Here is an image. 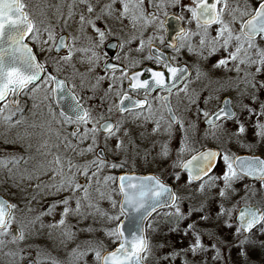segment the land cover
<instances>
[{
    "label": "snow or ice",
    "instance_id": "6c2138e0",
    "mask_svg": "<svg viewBox=\"0 0 264 264\" xmlns=\"http://www.w3.org/2000/svg\"><path fill=\"white\" fill-rule=\"evenodd\" d=\"M179 2L180 0H171L172 6ZM80 3L85 6L88 13L87 16L84 12L79 14L81 30L83 31L84 26L88 25L93 30L94 36L89 37L92 43L88 48L78 49L76 48L75 37H71L73 42L69 44L67 43L68 37L63 35L57 37L55 31L50 28L44 29L47 33V39L41 40L40 29L37 28L36 22L25 10L27 5L24 3V0H0V116H3V112L9 109V103L12 108L18 109L19 100L16 97L25 89H28L32 93L39 92L42 89H50L52 93L51 98L56 103H59L61 99L68 100L70 98L72 101L70 113L63 110L60 112L65 123L76 125V128L70 135L72 137L78 136L79 143L81 144L87 140H91V143L86 148L79 150V155L83 156L86 153H93L95 151L98 146V133L105 134V143L115 137L117 139L116 150H123L125 147L124 141L117 136L121 130L120 123L104 119L103 115L100 117L103 123L95 120L91 112L80 103L75 93L67 88V81L49 72L47 62L40 63L33 48L25 41L31 37V39L40 44L51 42V47L47 51L50 53L54 51L57 55L61 50L67 49V55L61 56L60 60L54 61L56 65H59L61 60L65 62L71 61L74 51L91 52L89 62L98 65L100 61V49L104 45L107 36L113 31L109 23L111 20L115 19L122 22L124 19H131L133 27L136 26L137 22L143 21L142 28L155 25L152 35L147 38L149 53L146 59L155 61L159 67L157 69H147V72L151 74V79H141L144 73L135 71L129 74V71L121 69L118 64L105 60L104 71L112 73L110 77L111 83L105 95L113 91L116 92L120 99L115 107L121 114L135 113L139 117L143 115L146 109L148 116L145 119H148L154 115L153 106L149 103L152 94L157 91L167 93V95L162 94L155 97V99L162 102V106L168 114L166 131L170 135L173 126H179L184 134L180 153L182 154L189 150L188 131L185 127V121L177 116L176 109L172 106L171 100L174 93L177 97L181 93L188 96L189 86L193 82L191 70L186 65L177 63L175 55L165 54L156 45V41H159L160 45L166 44L164 33L168 31L167 20L169 17L167 10L169 4L167 0H160V3H155L154 0H147V4L157 9L159 14L158 11L147 12L146 0H119L121 5L119 9L115 7L117 0H107L104 3H101V0H96L95 4L92 0H80ZM73 6L69 5V18L73 14L71 10ZM183 7L187 8V11L191 13L189 23L194 20L198 31L193 33L181 27L177 33L176 40L168 42L166 46L175 53H178L185 47L188 48V51L192 52L194 51V47L190 43V38L198 36L201 47L206 44L211 45V53L214 54L220 50L227 53L226 57L220 59L214 67H227L230 62L235 63L238 74L242 71L240 65H246L248 68L254 67V72H243L242 82L247 86L245 91H247V88L253 90L252 99L255 100L257 98L255 91L258 88V84L259 88H264V81L258 82L256 80L257 75L264 73V47L261 46L264 43V0H244L243 5L237 3L230 10L228 0H213L211 3H209V0H191L190 4ZM226 15L230 18L226 19ZM175 18L177 20L184 19L182 15ZM98 22H103V26H100ZM212 25H218L215 36H210L209 34V29ZM127 42L130 43L131 41ZM111 46L121 49L124 47L123 44ZM144 47L145 40L141 35L137 51H143ZM41 51H45V49L41 48ZM116 59L119 60V57ZM138 64V61H133L127 67L136 68ZM56 70L59 71V68L57 67ZM92 70L94 68L90 69V71ZM118 70L122 73L119 78L115 75ZM200 75L201 73L197 68V78ZM124 78H127L129 81V90H143L145 97L143 100L133 99L123 91ZM104 79H109V77H99V80ZM239 79L241 78L238 76ZM9 94L13 96L10 102L8 101ZM45 98H47V95ZM210 99H212L211 93H209L203 102L207 103ZM125 101H130V104L126 105ZM197 102V99L189 97V104H196ZM223 105V107H220L214 113H210L207 109L203 108L197 109V116L201 117L208 128L212 130L214 137L216 135L215 130L222 127L221 121L237 120V113L232 107L231 98L225 99ZM243 107L247 108L250 115L264 116V103H261L259 113H256L255 109L248 108L247 105H243ZM49 111H51V107H49ZM111 111L112 108L109 107L108 112ZM12 117L13 113L9 110V114L3 116V119L11 124ZM164 120V115L160 114L159 119L154 121V132L160 130V121ZM15 123L19 124L20 121L17 120ZM90 124L91 127H89ZM81 125H83L82 133ZM257 127L260 129L258 134L264 137V124L258 122ZM244 132L245 127L243 124H240L238 132L235 135L239 136V134ZM207 135L208 132H205V136ZM132 146L135 147L134 144ZM160 155L163 157L169 155L167 142L161 144ZM22 159L23 157L21 156L6 154L0 157V169L10 170V166H18ZM221 160L224 166L222 175H213V169L217 167V162ZM126 162V160L109 162L106 157L99 153L96 154L95 159L86 161L83 165H73L71 159H67L69 173H71L73 167L77 169V172L81 169L83 170L85 183L81 184L75 180V174L67 176L63 174L65 164L62 157L57 154L47 166L43 164L40 166V173L41 175H47L49 171L53 173V182L43 184L45 189H54L56 193L63 191L72 193L83 192V197L76 200L75 211L79 213L81 199L90 200L91 193L89 189L92 186L91 181L93 178H96L95 182L99 185V174L106 165L111 169H123ZM52 165H55V167ZM174 167L187 173L188 185L194 182L198 183L199 193L203 194L206 187L217 189L220 203L215 218L211 215L205 201H201L199 204H189L186 211L182 210L181 203L184 198L177 195L176 191L157 175L139 176L126 173L115 176L109 174L103 177L104 185H116L123 199L119 204V214L109 216L108 218L113 221H120V217L124 216L126 220L131 222L132 227L126 233L124 223L121 222L115 228L108 230V236L114 238V242L118 241V246L113 251L102 252L104 248L102 242L94 244L91 241H85L84 243L87 247L81 250L78 245L73 250L74 253L78 254V257H84L92 253L94 255V264H145L146 254L150 252V245L145 235L144 222L157 209L168 208L170 211L165 213V215L175 218L174 231L180 230L179 225L182 221L191 220L184 231L185 236L191 235L192 237L188 248L181 250L185 255L187 252H191L194 255L198 252H207L210 247L215 250L213 259L215 261L223 260L224 256L221 252L223 241L212 230V224L215 219L216 226L218 227L220 219L226 216V226L228 228H232L233 224H235V239L231 247L239 249L240 264H250L249 251L246 246L253 243L251 240L254 234L253 230L255 229L261 235H264V200L258 201L257 204L250 202L258 193L264 192V158L255 155L238 156L228 150L221 152L220 150L207 149L196 151V154L192 155L191 159L178 160ZM180 171L174 173L177 181L181 178ZM56 176H61L62 178L57 182L55 181ZM246 177L260 182V189H254L249 185H245L243 189L244 194L240 196V199L232 204L231 207H226L225 201L231 200L237 194L234 184ZM33 178L39 179L40 177L39 175L34 177L29 173L28 179ZM219 181L223 182L222 187L219 185ZM36 187L39 189L42 185L37 184ZM96 191L99 192L101 197L104 196V192L100 191L99 187H97ZM109 199L115 208L117 201L112 199L111 196H109ZM70 201V196L57 201L52 204L49 212L59 204H63L65 207L62 217H67L69 212L72 211L69 207ZM89 207H92L91 203H89ZM16 208V204L0 198V237H6L11 234L13 243L25 239L23 223L15 231H11L12 224L16 219L13 210ZM194 214L199 216V220L194 218ZM201 222L203 226H198L201 225ZM58 223L63 226L65 219H60ZM55 226L52 225V227ZM88 230L92 231V229ZM65 235L69 234L65 233ZM205 235L209 240L208 246L205 245V241L202 239ZM3 243L4 241L0 240V244ZM181 252L174 251L171 253V258L175 259ZM164 259H169V257H164ZM32 264H36V261H33ZM54 264H58V262H54ZM184 264H188L187 260H185Z\"/></svg>",
    "mask_w": 264,
    "mask_h": 264
},
{
    "label": "rangeland",
    "instance_id": "374dc122",
    "mask_svg": "<svg viewBox=\"0 0 264 264\" xmlns=\"http://www.w3.org/2000/svg\"><path fill=\"white\" fill-rule=\"evenodd\" d=\"M156 1L160 2V0ZM167 2L171 4V0H167ZM190 3L191 0H180L173 8L177 10H180V8L187 9L183 6ZM237 3L243 5L244 0H228L229 10ZM39 4L46 6L43 12V8ZM39 4L37 5L38 11L36 8L32 13L34 17L33 20L36 22L37 28L40 29V39H47V33L44 31L45 28L54 30L58 36V34L65 29V25L61 24L58 16L60 6L59 0H42ZM46 12L50 14H46ZM184 18H186L187 30L193 33L198 31L194 20L189 23V20H191L190 12L186 13ZM225 18L228 19L230 17L226 15ZM217 27L218 25H212L210 27V36L216 35ZM199 40L200 38L198 36H192L190 38V43L193 45L194 51L190 52L188 48L185 47L177 53V57H181L183 61L187 62L193 71L191 76L193 82L189 86L188 96L181 93L179 97L185 99V101H188L189 97L195 98L198 101L196 104H191L190 117L182 118L187 124L189 150L182 154L180 153L184 135L183 130L180 129L174 133L172 131L170 135L164 130L162 134L161 131L154 132V127L149 124L143 127H134L126 132L120 130L117 136L119 139H122L125 144L124 149L121 151H117L115 148L117 143L115 137L109 139L107 143H105L104 135L98 134V146L104 145L108 150V154L114 158V162H119L120 160H126L127 162L123 169H111L106 165L99 174V185L95 182L96 178H93L91 181L92 186L89 189L91 193L90 200L81 199L79 213L75 211L76 200L83 197V192L72 193L63 191L56 193L54 189H45L43 184L53 182V173L49 171L47 175H41L40 166L42 164L45 166L48 165V163L45 162V157L51 159L57 154L61 155L63 156L62 159L65 164L63 174L65 176L75 174V180L84 184L85 178L83 176V170L81 169L77 172V169L73 167L71 173H69L67 159L70 158L73 165H83L86 161L95 159L96 156L94 152L86 153L83 156L79 155V150L81 148H86L88 144L91 143V140L85 141L80 145V148L76 149L77 147L75 148V145L73 146V140L76 138L70 135V131H66L65 137L63 136L65 141L64 144L62 140V146H57L56 150H52L48 145V139L50 137L49 132L53 130V127H49V132L45 133L39 131L37 126L39 122L28 121L16 124L15 121L12 120V123L9 124L3 119V116L8 115L9 110L11 111L9 104V109H6L3 112V116H0V157L6 154L15 155L17 152V156H21L23 159L18 166H10V170L0 169V193L9 197L13 204L17 205V208L14 209L16 219L12 227H19L21 223H23L25 239L13 243L11 234L6 237H0V240L4 241L3 244H0V264H22L29 258L35 260L36 264H54V262H58V264H94V255L92 253L84 257H78V254H75L73 250L76 249L78 245L81 250L86 248L87 245L84 243L85 241H91L94 244L96 242H102L104 245L102 252L109 249V246H111L109 241H111L112 237L108 236L107 232L115 228L119 221L110 220L108 217L119 214L118 203L120 197L116 195V185H104L103 177L106 175L111 174L117 176L122 170L138 171L142 169L140 171L144 172L149 170L157 174L164 173L168 175L172 173V180H174L175 172H171L173 169H168L164 164H172V167H174L173 165H175L178 160L186 159L194 150L203 146H215L219 148L221 152L228 150L234 155L239 152L238 150L261 153L264 155V150H262L260 144L262 137L257 136L256 141L248 137V132L253 130V127L245 126L244 133L239 134V136L235 135V133L238 132L241 121L244 120L245 116L250 115L247 108H244L243 105H247L248 108L255 109V112L259 113L260 105L264 103V88H259L258 84V88L255 91L257 98L253 100V90L247 88V91H245L247 86L242 82L243 72H254L255 68H248L246 65H240L242 71L238 74L236 72L237 65L235 63L230 62L227 67H214L220 59L226 57L227 53L220 50L213 54L210 51L211 45L206 44L201 47ZM38 46L42 56L46 57L48 55L51 60L52 54L47 51V49L51 47V42L48 44L39 43ZM261 46L264 47V43H262ZM41 48L45 49V51H41ZM52 60L54 62L60 60V58L54 56ZM56 67H58V65H56ZM197 68L201 73L199 78H197ZM238 76L241 79L238 80ZM256 80L258 82L264 81V73L257 75ZM45 90L50 91V89ZM209 93H211L212 99L204 103L203 101L208 97ZM225 95H229L233 98L234 105L241 117L234 125H222L221 128L216 129V135L214 137L212 135V130L208 127L206 128L203 125V119L197 116V109L203 106L211 112L219 107ZM50 113L53 112L50 111ZM258 122L264 124V116L258 121L253 122V126L257 129H259L257 127ZM247 125H249V123ZM205 132H208L207 136H205ZM175 135L176 137H174ZM30 142L40 143L41 146L40 148H36L35 145L29 147ZM165 142L168 143L169 155L166 157L168 158L166 162L161 160L160 163V159L157 155V146L160 145L161 147V144ZM133 144L135 147L132 146ZM237 146H241V148L237 150ZM28 151L34 152L31 154L28 153ZM145 153H147V155H145ZM29 173L34 177L39 175L40 178L28 179ZM219 174L222 175V172ZM61 178V176H56L55 181L58 182ZM218 183L221 186L223 182L219 181ZM37 184H41L42 187L37 189ZM236 185L237 182L234 184V187H236ZM250 186L254 189H260L261 187L259 182L253 185L250 184ZM97 187H99L100 191L104 192L103 197L96 191ZM176 188L178 195L184 198L181 203V208L184 211L187 210L189 204H199L201 201H205L208 204L211 197H218L217 189L206 187L205 192L201 194L198 192V185H188V183H185L184 179L181 180V178L180 184ZM243 194V191H237V194H235L231 200L225 201V206L231 207ZM69 196L71 197L69 207L72 211L69 212L67 217H62L65 207L63 204H59L49 212L52 204ZM109 196L117 201V206L115 208L112 206ZM262 200H264V192L258 193L250 202L252 204H257L258 201ZM89 203H91L92 207H89ZM212 209L214 210L215 208L213 207ZM62 218L65 219V224L63 226L58 223ZM165 218L166 215L163 214L153 219L152 229H156L155 222L158 223L162 220L163 225ZM52 225L56 226L52 227ZM181 225H184V223H181ZM199 226H203L202 222ZM88 229H92V231ZM212 230L215 231L220 240L223 241L222 247L217 245L221 247V252L224 256V259L221 260V264H240V261L234 260L230 255L231 243L222 239L216 228L212 227ZM65 233L69 235H65ZM151 235L150 232V236ZM202 238L206 241V244L209 245L208 237L205 235ZM251 240L259 242L261 241V237H257L256 235L255 238H251ZM149 245L150 252L146 254V261L149 264H162L163 261L159 259L156 247V239H153V236L151 240L149 239ZM165 247L169 246L165 245ZM249 256L250 264H264V251L254 257L251 255ZM200 264L207 263L203 260Z\"/></svg>",
    "mask_w": 264,
    "mask_h": 264
},
{
    "label": "flooded vegetation",
    "instance_id": "af4514ba",
    "mask_svg": "<svg viewBox=\"0 0 264 264\" xmlns=\"http://www.w3.org/2000/svg\"><path fill=\"white\" fill-rule=\"evenodd\" d=\"M41 1L42 0H24V3L27 5L25 10L29 13V15L32 19L34 18L32 11H35V9L37 8V5ZM92 2L95 4L96 0H92ZM104 2H107V0H101V3H104ZM154 2L160 3L159 1H156V0H154ZM59 3H60V6H59V10H58V16H59V20H60L61 24L65 25V27H64L65 29L61 33H59L57 37H59L61 35L68 37L67 43H69V44H71L73 42L71 37H75L76 38V41H75L76 48H78V49L79 48H88L90 46V44L92 43V41L89 40V37H93L94 32L91 29V27L88 25L84 26L83 31L81 30V25H80V21H79V14L81 12H84V14L86 16L88 15V13L86 12L85 6L80 3V0H59ZM39 5H41V7L43 8L42 9V12H43L44 8L46 6H44L43 4H39ZM69 5H74L73 8L71 9L72 13H73L71 18H69V16H68ZM115 7L117 9H119L121 7L119 0H117ZM146 10L148 13H151L152 11H158L157 9L153 8L152 5L147 4V0H146ZM167 10H168L169 16L170 15H176V16L182 15L184 17V15L186 13H189V11H187V9H182V8H180V10L174 9L172 6V3L169 4V7ZM37 11H38V8H37ZM46 14H50V13L46 12ZM158 14H159V11H158ZM98 23L100 24V26H103V22H98ZM109 23H110V27L112 28L113 31L110 35L107 36V38L104 41V45L100 49V61H99L98 65H94L93 63L89 62V58L91 57V52L74 51V55H73L71 61L65 62V61L61 60L60 64L58 65L59 71H57L56 70L57 69L56 64H54L52 58L54 56L60 58L61 56L67 55L68 54L67 49L61 50V52L58 55L54 51L51 52L52 58L50 60L48 55L46 57L42 56V53L40 52V49L38 46L39 43H37L35 40L31 39V37L26 39V41L29 43V45L35 51L39 62L40 63L47 62V67H48L49 72H52L53 74L59 76L60 79L67 81L68 89H71L75 93L76 97L80 100V103L86 109H88L91 112V114L95 118V120L99 121L100 123H103V120L100 119L101 115H103L104 119H110L114 123H120L121 131L126 132L129 129H132L134 127H140V126L143 127L146 124H149L155 128V122L154 121L159 119L160 114H163L165 117V120L160 121L161 128L159 130V131H161V134H162L163 130L166 131V129H167L166 120H167L168 114H167L166 109L162 106V102L160 100L155 99V97H158L162 94L167 95V93H161V92L157 91V92L152 94V98L149 99V103L152 104V106H153L154 115L148 119H145V117L148 116V112L146 109L144 110L143 115L139 116V117H137L135 115V113H123V114H121L115 107V105L119 103V99H120V97L116 94V92L113 91V92L109 93L108 95H105V93L107 92V90L109 88V84L111 83L110 77L112 75L111 72H105L104 71V67H105L104 61L105 60H108L109 62H111L113 64H118L121 69L129 71V74H131L132 72H135V71H140V72L144 73V75L141 77V79H151V74L149 72H147V69L148 68L157 69L159 67V65H157L155 63V61H149L146 59V57L148 56V53H149V49L147 46V38L152 35V32L155 30V25H153L152 27L142 28L143 21H139V22H137L136 26L133 27V23H132L131 19H124L122 22L113 19ZM180 25H181V27L187 29L186 18H184L183 20H180ZM141 35L143 36V39L145 40V47H144L143 51L138 52L137 49L139 47V41H140ZM164 35L166 36V44H167L168 43L167 32L164 33ZM176 38H177V35H176ZM127 41H131V42L128 43ZM120 44L124 45L123 49H121L119 47H112L111 46V45H120ZM166 44L160 45L159 41H156V45L162 51H164L165 54L175 55L177 57V53L173 52L172 49L168 48L166 46ZM117 57H119V60L116 59ZM133 61H138L139 62L138 66L136 68L127 67V66H130ZM176 62L179 64L188 65L190 70H191V76H192V73H193L192 68L187 62L183 61L181 59V57H177ZM93 68H94V70L90 71V69H93ZM115 75L119 78V77H121L122 73H121V71L118 70L115 73ZM101 76H107V77H109V79L99 80V77H101ZM117 83H119V81H117ZM74 85H75V87H73ZM123 91L126 92L133 99L143 100L145 98L143 90H138V91L129 90V81L127 80V78H124ZM46 95H47V98H45ZM11 96L12 95L10 94V96L8 98L9 102L11 101ZM225 96H228V95H225ZM51 97H52V93L49 90L47 91L45 89H42L39 92L32 93L28 89H25L23 92L19 93V95H18V98H17L19 100L18 109L12 108L11 104L10 103L9 104L11 107V111L13 113L12 120H14V121L19 120L20 122H28V121L39 122V124H37L39 131H42L45 133L49 132V127L50 128L53 127V130L51 132H49L50 137L48 139V145L52 150H56L57 146L58 147L62 146V143H61L62 140H63V144H64V142H65L64 141V137H65L64 135H66L65 134L66 131L72 132L76 128V125L75 124H68V123H65L63 121V117H61V115H60L61 111L58 109L56 102ZM223 98H222V100H223ZM171 103H172V106L176 109L177 116H179L181 119L190 117L191 104H189L188 101H185V99H182L180 97H177L174 93L172 96ZM221 103H222V101H221ZM233 104H234V100H233ZM220 106H221V104L219 105V107ZM49 107H51V111L53 113H50ZM109 107L112 108L111 112H108ZM219 107H217L216 109H214L210 113H213ZM234 107H235V105H234ZM199 108L205 109L203 106H200ZM235 109L237 111V118L239 119L241 117V115H239V112H238L236 107H235ZM136 111H139V110H136ZM199 118H201V117H199ZM258 118L261 119L262 116L258 117L256 114H251L249 116H245L244 120L241 121V124H243L244 127L250 126L251 128L252 127L254 128L253 130L248 132V137L254 141H256V138L254 136V133L256 131V127L253 126V122L258 121L259 120ZM231 121H233V120H223L220 123L224 126H230V125H234L239 120L234 121L232 123H231ZM248 121L251 122L249 125H247ZM202 122H203V120H202ZM203 125L206 128L208 127L204 122H203ZM89 127H91V124L89 125ZM185 127H187L186 123H185ZM178 129H180L179 126L174 125L173 129H172L173 133L178 131ZM82 132H83V125H81V133ZM251 132H252V136L250 137L249 133H251ZM98 134L105 135L104 133H98ZM176 135L174 137H176ZM74 138H76V139L73 140V146L75 145L74 147L75 148L77 147L76 149H78V148H80L81 143H79L78 136L74 137ZM34 145L36 146V148H40V146H41L40 143L30 142L29 147H32ZM98 148L104 149L105 155L107 157V161L114 162V158H112L108 154V150L104 145H99L96 147V149L94 151L95 156H96V150ZM157 148H158L157 155L160 159L159 162L161 163V160H164L166 162V160L168 158L160 155V151H161L160 145H158ZM240 148H241V146H237V150ZM206 149L220 150L219 148H217L215 146H203V147H200V148L196 149L195 151H193L192 154L189 155L184 160L190 159L192 157V155L196 154V151L206 150ZM42 150H44V149H42ZM47 150H50V149H47ZM238 151L239 152H237V154H235V155H240V154H245V153L261 154V153L246 152L245 150H238ZM33 152L34 151H32V152L28 151V153H31V154H33ZM17 154L18 153L16 152L15 155H17ZM261 155L264 157L263 154H261ZM61 157H63V156H61ZM52 159L53 158L47 159L45 157V160H46L45 162L49 163L50 161H52ZM20 164H21V162H20ZM160 165H162V164H160ZM164 165L166 167H168V169L172 168L173 170L171 172L180 171V169L172 167V164H164ZM52 166H54V165H52ZM223 167L224 166H223L222 160L218 161L217 167L215 169H213L212 174L220 175L219 173L222 172ZM140 170H142V169H140ZM140 170L134 171V172H138L141 174L153 173V174L159 176L163 181L171 184L173 187V190L176 191V193L178 195L176 187L180 184V180L179 181H177L175 179L172 180V173L165 175L164 173L157 174V173L149 171V170H146L144 172L140 171ZM122 171L123 172H130L131 170H122ZM180 177H181V180L184 179V182L187 183V173L186 172L180 171ZM243 180L247 181L250 179L244 178L240 181H237V185L235 187V189L237 191H243V189H244V187L242 186ZM250 181H252L253 184L258 183V181H254V180H250ZM222 184H221V187H222ZM193 185H198V183L194 182ZM219 203H220V198L216 197V196L211 197V200L208 201L207 205L209 207V211H210L211 215L213 216V218H215V214L218 211ZM213 207L215 208L214 210L212 209ZM168 210H170V209L165 208V209H161V210L157 211L155 213L156 216L154 215L155 217L153 216L150 219V221H152L153 218L155 219L158 216H161V215L167 213ZM194 218L196 220H199V216L197 214H194ZM226 219H227L226 216L222 217L219 221L218 227L216 226V221L214 219L212 227L217 229L218 234L220 235V237L222 239H224L227 242L232 244L234 242V239H235L234 238L235 224H233L232 228H228L226 226ZM150 221H149V223H150ZM190 222H191V220H184L181 223L182 224L184 223V225L187 226V224ZM155 224H156L155 225L156 232L160 231V229L162 227V220L159 221L158 223L155 222ZM224 230L227 231V235H228L229 239L225 238L221 234V232H223ZM253 231H254V234L251 237L252 239H254L255 236L257 235L255 233L256 230L254 229ZM157 233H161V232H157ZM148 241H149V239H148ZM205 245L208 246V244H206V241H205ZM166 246H169V245H166ZM176 246H178L177 242H174V246L170 245L169 247H165V245L159 241L156 244L157 250L159 249V251H162V247H164L163 251L161 252V255H159V259H162L163 256L171 255V253H173L174 251L175 252H181V250H178ZM209 250H213L214 254H215L214 249L209 247ZM232 250H233V247H231V249H230L231 257L236 261H240L241 258L239 256V251L236 249V254L233 253V255H232ZM234 254H235V256H234ZM175 259L178 263H181V264H184L185 260H187L188 264H200L201 261H203V260L205 262H207L206 259H204L203 257H200L199 253H196L194 255L191 252H187L186 255L183 252H181V254L179 256H177ZM199 260H201V261H199ZM219 262L221 264V261H219ZM210 263H214V262H210Z\"/></svg>",
    "mask_w": 264,
    "mask_h": 264
},
{
    "label": "trees",
    "instance_id": "16d2710c",
    "mask_svg": "<svg viewBox=\"0 0 264 264\" xmlns=\"http://www.w3.org/2000/svg\"><path fill=\"white\" fill-rule=\"evenodd\" d=\"M237 120H238V118H237ZM232 122H234V121H231V123ZM247 123L250 124L251 122L248 121ZM259 131L260 130L256 128V131L254 133L255 138L257 136H260L258 134ZM249 135L251 137L252 136V132L249 133ZM260 144H261L262 150H264V137H262V140L260 141ZM250 184H253V182L250 181V180H247V181L246 180H243V182H242V186L243 187H245V185H250ZM113 186H115V185H113ZM115 191H116V195L119 196V193H118L117 188H115ZM169 211L170 210H168V212ZM153 219H152V221H153ZM174 225H175V218L166 216L165 220L163 221V225H162L160 231H157V232H161V233H157L155 229L154 230L152 229L153 228L152 227V222H150V224L148 226V236H149V239L151 240V237L153 236V239L154 238L156 239V244L160 241L164 245H169V246L170 245L174 246V242H177L178 243V246H176V247H177L178 250L187 249L188 246H189V244H190V242H191V239H192L191 235H188V236H185L184 235V231L186 229V226L185 225H181V223H180V225H179V229L180 230L179 231H174L173 230ZM150 232L152 234L151 236H150ZM255 233L257 234V237L258 236L261 237V241L256 242V241L253 240V243H250L249 245L246 246L248 248L249 255H251L253 257L255 255L260 254L262 251H264V235H261L257 230L255 231ZM221 234L225 238L229 239L226 230H224L223 232H221ZM117 242H114V238H112L111 241H109V243H111V246H109V247L110 248L113 247ZM163 249H164V247H162V251H163ZM236 249L237 248L233 247L232 255H233V253L236 254ZM237 250L239 251V249H237ZM162 251H159V249H158L159 255H161V252ZM198 253L200 254V257H203L204 259L207 260V262H206L207 264H210V262H214L215 264H220L219 261H215L213 259V257L215 256L213 250H209L207 252H198ZM235 254H234V256H235ZM164 257H169V259H164ZM160 260L163 261L162 264H181V263H178L176 261V259H172L171 258V255L163 256L162 259H160ZM157 264H160V263H157Z\"/></svg>",
    "mask_w": 264,
    "mask_h": 264
},
{
    "label": "water",
    "instance_id": "95a60500",
    "mask_svg": "<svg viewBox=\"0 0 264 264\" xmlns=\"http://www.w3.org/2000/svg\"><path fill=\"white\" fill-rule=\"evenodd\" d=\"M211 2H213V0H209V3H211ZM176 15H170L169 17H168V20H167V28H168V31H167V34H168V37H167V41L168 42H171V41H174V40H176V35H177V33L179 32V29L181 28V25H180V20H177L176 18ZM26 43H28L27 41H25ZM28 45H29V43H28ZM30 46V45H29ZM31 47V46H30ZM34 51V50H33ZM34 53H35V51H34ZM36 54V53H35ZM38 59V58H37ZM182 65H186V64H182ZM188 68H189V66L188 65H186ZM190 69V68H189ZM68 88V87H67ZM10 95V94H9ZM19 95V94H18ZM9 97V96H8ZM16 98H18V96L16 97ZM228 98H231V100H232V107H233V109L236 111V109H235V107H234V104H233V99H232V97L231 96H225L224 98H223V100H222V103H221V106L220 107H223L224 105H223V102H224V100L225 99H228ZM13 99V96H11V100ZM71 104H72V101H71V99L69 98L68 100H64V99H61L60 100V102L59 103H56V105H57V107H58V109L61 111V110H63V111H66V112H71V108H70V106H71ZM125 104L126 105H128V104H130V101H125ZM219 107V108H220ZM218 108V109H219ZM217 109V110H218ZM217 110H215L214 112H216ZM213 112V113H214ZM236 113H237V111H236ZM207 150V149H206ZM213 150H215V149H213ZM97 153H99V154H101V155H103L104 157H106V155H105V151H104V149L103 148H98L97 150H96V154ZM252 155H255V156H259V157H261V158H264L261 154H249V153H245V154H240V155H238V156H252ZM106 159H107V157H106ZM191 159V158H190ZM126 173H129V174H134V175H139V176H147V175H155V174H153V173H147V174H141V173H138V172H134V171H130V172H122V173H120L119 175H124V174H126ZM118 175V176H119ZM247 178V177H246ZM249 179H251V178H249ZM252 180V179H251ZM165 182V181H164ZM166 184H168L170 187H172V185L171 184H169V183H167V182H165ZM173 188V187H172ZM119 190V189H118ZM0 198H2V199H6V200H8L10 203H12L4 194H2V193H0ZM122 199H123V197H122V195H121V193H120V200H119V204H120V202L122 201ZM160 209H162V208H159V209H157V211L158 210H160ZM156 211V212H157ZM155 213V212H154ZM154 213H152V215L154 214ZM152 215L148 218V220L152 217ZM147 220V221H148ZM147 221H145L144 222V230H145V235H146V223H147ZM121 222H123L124 223V226H125V230H126V233H127V230L130 228V227H132V225H131V222L129 221V220H126L125 219V217L123 216L122 217V219L119 221V223H121ZM17 229V227H14L13 229H12V231H15ZM146 238H147V235H146ZM118 246V243H117V245L113 248V249H111V250H108V252H110V251H113V250H115V248ZM33 261H35V260H33V259H31V258H29V259H26L22 264H32V262ZM145 264H147L146 262H145Z\"/></svg>",
    "mask_w": 264,
    "mask_h": 264
}]
</instances>
